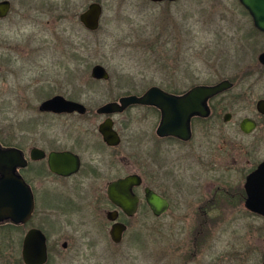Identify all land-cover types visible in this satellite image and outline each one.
Masks as SVG:
<instances>
[{
    "label": "rangeland",
    "instance_id": "1",
    "mask_svg": "<svg viewBox=\"0 0 264 264\" xmlns=\"http://www.w3.org/2000/svg\"><path fill=\"white\" fill-rule=\"evenodd\" d=\"M9 1L12 9L0 24V42H7L9 55L14 50L18 61L10 68L8 97L0 101V139L10 134L14 144L18 143L21 121L38 114L44 100L22 102L14 92L23 87L36 88V98L45 95L47 87V95L80 98L95 112L114 98L141 94L154 86L188 90L190 83L179 79L176 70L190 67L206 73L226 64L233 68L235 61L222 59L251 61L261 49L258 39H244L249 43L242 45L243 36L253 30L239 0ZM91 2L103 7L101 27L95 32L86 30L79 19ZM223 49H230V55L223 56ZM96 65L109 72V82H94L91 73ZM168 72H172L170 76ZM145 115L140 110L131 113L132 130L142 133L144 140L155 129V121ZM206 201L204 194L174 192L173 207L165 216L139 215L130 223L122 243L116 245L109 236L106 212L110 205L106 185L101 184V220L90 223L95 231L101 224V236L93 230L95 247L87 246L91 239L82 238L88 226H83L80 218L72 216L73 225L68 229L49 219L46 230L53 243L59 239V251L67 237L74 238V247L57 251L49 264H262L264 221L228 210L217 212L218 220L212 223L215 227L209 228L215 213L199 215ZM1 233L0 264H4L2 257L10 252H1ZM247 248L251 252L243 260Z\"/></svg>",
    "mask_w": 264,
    "mask_h": 264
},
{
    "label": "flooded vegetation",
    "instance_id": "2",
    "mask_svg": "<svg viewBox=\"0 0 264 264\" xmlns=\"http://www.w3.org/2000/svg\"><path fill=\"white\" fill-rule=\"evenodd\" d=\"M3 1L6 0H0ZM92 3L101 5L100 2L90 4ZM243 9L252 22L253 31L243 36L242 45L249 43L244 39H258L261 46L260 52L251 61L225 57L223 61L236 62L231 64L233 68L226 64L214 66L206 73L200 70L195 72L190 67L176 70L179 79L190 83L188 90L172 91L167 86H154L169 95L183 96L196 87H214L224 82L230 85L227 90L206 100L204 106L207 115H194L191 118L186 137L160 135L162 112L154 105L133 104L112 114L99 112L106 104L119 103L122 98L129 96L141 97L154 87L141 94L114 98L99 106L95 112L80 98L62 94L47 95L48 87H42L46 89L43 95L45 97L39 95L37 98L34 94L37 89L34 87L13 91L22 102L31 98L44 100L38 106V114L21 121L17 144L12 143L14 138L10 134H6L4 140L0 139L2 148L20 152L23 160L17 167L16 174L28 186L35 203L33 213L27 220L0 221L1 252H10V255L2 257L5 258L4 264H25L23 244L27 233L33 229L41 230L46 237V264H49L60 245L59 239L52 242L50 233L46 230L49 219L68 229L73 225L72 216L80 218L81 224L88 226L87 233L82 238L91 239L87 246L94 248L95 232L101 236V224L95 231L91 229L90 223L101 220V184L106 185V197L110 205L106 217L109 212H117L115 222L107 218L110 222V239L111 229L117 223L126 227L123 241L135 218L139 215L155 217L147 202L149 190L168 202L169 208L162 216L173 207L174 192L200 193L208 201L199 208V215H209L210 211L215 213L209 228L215 227L212 223L218 220L217 212L228 210L240 211L247 219L253 217L264 221V32L256 28L250 13L244 7ZM10 13L11 10L5 18H0V24L7 20ZM223 50V56L230 55V49ZM9 51L7 42H0V101L8 97V79L9 74H12L10 68L18 61L15 55L17 53L13 50L15 54L9 55ZM171 73L168 72L167 75L170 76ZM56 96L82 105L85 111L40 110L44 102ZM135 110L144 111L145 118L155 121L154 132L145 140L142 133L132 130L135 122L131 113ZM244 121L253 124L254 128L245 132L242 127ZM106 122L111 123L117 134L118 143L115 145L108 144L101 134V126ZM52 154H68L76 159H50ZM131 176L138 178L140 184L131 190L132 196L138 201L137 212L128 216L110 201L108 191L111 184ZM67 238V241L61 243L60 253L74 247L73 236ZM250 252L251 248H247L242 253L243 260L248 259L247 254Z\"/></svg>",
    "mask_w": 264,
    "mask_h": 264
},
{
    "label": "water",
    "instance_id": "3",
    "mask_svg": "<svg viewBox=\"0 0 264 264\" xmlns=\"http://www.w3.org/2000/svg\"><path fill=\"white\" fill-rule=\"evenodd\" d=\"M152 3L175 2L177 0H147ZM240 4L250 13L256 28L264 32V0H239ZM11 10V2H0V18H5ZM103 15V7L98 3H92L81 13L79 19L84 28L90 32H95L100 27V19ZM264 60V55L262 56ZM91 77L96 80H110L109 72L101 65H96L92 69ZM230 85L227 82L214 87H196L183 96H173L163 92L159 88L149 89L143 96H129L122 98L119 103H109L104 105L99 112L102 114H112L120 112L124 108L133 105H154L162 112V122L159 129L160 135H174L180 137L188 136L191 118L194 115L206 116L207 111L204 103L207 99L227 90ZM41 111L49 112H74L85 111V108L65 99L56 96L42 104ZM245 132L254 128L253 124L244 121L242 125ZM101 134L104 140L110 144L118 143L117 134L113 131L110 122L101 126ZM50 159H76L68 154H52ZM23 158L16 149H4L0 146V221L13 219L16 222L27 220L34 210V199L28 190V186L17 176L16 169L21 165ZM140 180L135 176L122 179L109 186V199L128 216H133L137 212L138 201L131 190L139 185ZM147 202L151 207L155 217H161L169 208L168 202L153 191H147ZM107 218L111 222L117 220V212H109ZM126 227L123 224H115L110 235L114 243L122 241ZM23 261L25 264H46L48 261L47 242L41 230H30L23 244Z\"/></svg>",
    "mask_w": 264,
    "mask_h": 264
},
{
    "label": "trees",
    "instance_id": "4",
    "mask_svg": "<svg viewBox=\"0 0 264 264\" xmlns=\"http://www.w3.org/2000/svg\"><path fill=\"white\" fill-rule=\"evenodd\" d=\"M242 8H243V7H242ZM243 10H244V9H243ZM244 11H245V10H244ZM245 13H246V15H248L246 11H245Z\"/></svg>",
    "mask_w": 264,
    "mask_h": 264
}]
</instances>
